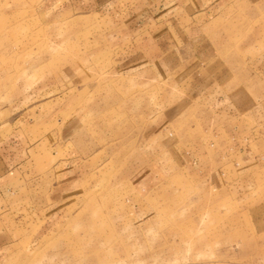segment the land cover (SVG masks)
I'll return each mask as SVG.
<instances>
[{
  "label": "rangeland",
  "instance_id": "1",
  "mask_svg": "<svg viewBox=\"0 0 264 264\" xmlns=\"http://www.w3.org/2000/svg\"><path fill=\"white\" fill-rule=\"evenodd\" d=\"M211 104L264 150V0H0V264H264Z\"/></svg>",
  "mask_w": 264,
  "mask_h": 264
},
{
  "label": "crops",
  "instance_id": "2",
  "mask_svg": "<svg viewBox=\"0 0 264 264\" xmlns=\"http://www.w3.org/2000/svg\"><path fill=\"white\" fill-rule=\"evenodd\" d=\"M210 108L211 109L205 108V112L207 113V116H211L215 119L214 126H212L213 130L204 131L206 135L205 139H202L201 136H194V139L191 142V150L184 159L187 160L188 165L191 167L194 165H200L203 167L206 164H209L214 157L221 156L222 158H225L226 156L227 159H230L232 164H234L233 172L238 178L246 177L248 175L253 176L256 172L257 165L260 163V158L258 157L264 154L263 148L262 151L257 145H255L258 140L251 138L249 143H247V138L244 140L242 139V135H246V132L244 134L241 133V130H243L244 127L242 128V125L239 124V112L234 111L235 115L233 112L228 115L234 117V119H231L233 121L229 124V122L225 120L227 115L223 114L224 111L215 108L213 104L210 105ZM245 129L246 128H244V130ZM258 138L260 137L258 136ZM207 140H210L208 141V144ZM230 147L234 150L232 154L228 153ZM209 150H214V153L209 152Z\"/></svg>",
  "mask_w": 264,
  "mask_h": 264
}]
</instances>
